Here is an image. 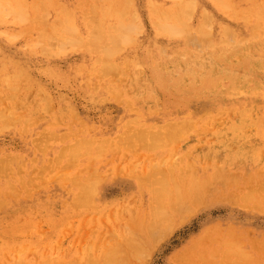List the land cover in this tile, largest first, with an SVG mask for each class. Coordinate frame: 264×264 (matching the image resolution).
<instances>
[{
    "label": "bare ground",
    "instance_id": "obj_1",
    "mask_svg": "<svg viewBox=\"0 0 264 264\" xmlns=\"http://www.w3.org/2000/svg\"><path fill=\"white\" fill-rule=\"evenodd\" d=\"M192 33L206 49L203 59L197 60L196 54L186 49ZM62 60L65 68L59 66ZM51 81L72 83L96 105L108 102L116 107L119 133H95V125L85 117H79L78 122L69 120L73 108L67 105L65 93L51 90ZM262 98L264 0H0V132L28 135L25 130L37 127L29 144L52 152L45 169L65 153L68 160L61 167L67 165L68 169V164L74 167L80 159L98 158L117 150V145H123L122 150L137 143L157 146L162 135L171 139L183 129L194 128L201 109L208 113L229 103L242 107L250 99ZM7 102L11 104L5 108ZM53 102L60 107L53 109ZM62 115H67L66 119ZM150 115H162L163 125H146ZM104 118L105 123L113 124L109 117ZM139 121L142 128L135 129ZM28 136L19 137L29 140ZM59 142L65 143L64 149L57 153L48 149ZM190 146L179 150L180 165L173 162L172 168L129 170L132 174L125 170L128 175H123L133 177L131 187L143 198L127 222L125 240H117L118 235L115 244L108 247L105 242L108 249L103 247L105 251L97 255L92 251L94 256L89 259L79 250L86 259L80 263L79 251L75 261L48 257L51 262H44L143 264L175 225L205 205L224 201L231 210L225 222L207 221L170 255V263L264 264V229L258 226L264 219V175L232 176L235 187L220 197L211 187L229 184L231 172H225L223 162L230 158L217 157L213 164H205L197 157L206 156L190 154ZM2 148L0 207L4 202H23L33 187L36 190L25 171L29 170V152ZM77 175H85L86 181L77 177L76 188L70 193L63 190L64 174L62 178L55 175L59 193H65L73 205L86 202L106 177L88 173L83 167ZM29 186L33 187L26 189ZM236 211L241 213L239 219ZM43 259L37 263L43 264Z\"/></svg>",
    "mask_w": 264,
    "mask_h": 264
},
{
    "label": "rangeland",
    "instance_id": "obj_2",
    "mask_svg": "<svg viewBox=\"0 0 264 264\" xmlns=\"http://www.w3.org/2000/svg\"><path fill=\"white\" fill-rule=\"evenodd\" d=\"M184 41L186 40H182V42ZM199 42V38L192 33L188 35V40L185 43L186 49L190 53H195L197 60L203 59L206 53V49L201 48L202 44ZM59 66L65 68L66 61H60ZM50 88L53 92L65 93L66 103H70L67 105L73 108V113L68 115L69 120L78 122L79 117L80 119L85 117L95 125V133L97 130L102 135L111 134L115 136L119 133L118 110L110 103L105 102L101 106L96 105L88 95L80 94L72 83L64 85L59 81H51ZM10 102L5 103L4 107H8L11 104ZM244 103L246 104L242 107H239L237 103H229L227 107L221 110L218 108L219 110L216 109V111L208 113L201 109L200 112L202 113L199 115L197 123L194 124V128L183 129L171 139L169 138L170 136L162 135L158 138L160 143L157 146L151 147L145 144L141 146V144L137 143L138 145L134 146V144L132 149H128L129 146L126 150H122L125 149L123 145H119L120 148L117 145V150L114 148L112 152H106L95 159H80L77 163H74V167H70V164H68V169L67 165H65L66 168L64 166L63 168L61 167L63 162L68 160L67 153L62 156L61 152V159L54 162L52 166L44 168L46 162L53 157V154L51 151L44 152L41 151L43 149L39 150V148L37 150V147H33V143L29 144V141L33 140L34 134L38 132L37 127L25 130L29 136L24 133L17 135L8 130L0 132V150L3 149L2 146H5L13 151L24 149L29 152V170L25 171L32 177L33 184L36 187L39 185V188L35 187L36 190L31 186L33 187V193L25 198L23 202H4L1 205L2 207H0V264H21L23 263L22 260L26 261L24 264H39L40 259L46 258L45 260L43 259L42 262H44L49 260L48 257L54 259V261H60V259H73L75 261V256H79L80 251H82L81 254L84 253L85 257L80 254L81 257H77L80 260L77 262L76 259V262L80 263L81 260H86L84 258H92L94 254L97 255L105 251L108 249L107 246L111 247L116 243L115 239L118 238V235L119 239L117 240H125V233L128 232H126L127 222L131 214L141 204L143 198L137 188L131 187L133 177L124 176L123 174L125 173L126 175L127 171L130 174L131 170L134 172L133 169L137 173V170L143 172V170L146 171L151 167L153 169L172 168L173 162L176 165L180 162L181 156L179 154L181 151L179 150L188 145H191L188 150L190 154L206 156L197 157L205 164H213L217 161V157L218 159L230 158L228 161L223 162L225 172L228 171L227 174L231 172L227 175L228 182L226 183L229 184H225L226 188L224 185H217L218 183L213 185L211 190L215 195L222 197L229 188L235 187L236 180L234 182L231 178L235 179V177L232 176L237 175L236 179L246 177V174L249 175V173H259V175L263 176L264 98L260 100L250 99ZM16 107L21 108L18 105ZM56 107L59 108L60 103L53 102L52 108L55 109ZM208 109L213 110V108ZM62 116L64 117L63 119L67 117V115ZM151 116L146 117V125L154 123H159L158 126L163 125L161 122L162 115ZM104 117H109V122L114 121L113 124L105 123ZM103 124H107L111 130L109 131V128L104 127ZM134 128H142L140 121L136 123ZM71 131H74V129ZM31 132L33 133L32 136H30ZM19 136H28L29 140L22 139ZM80 136H84V134L81 133ZM64 146V142H59L48 149L53 148V152L57 153L64 149ZM134 147L136 148L134 149ZM79 167L87 168L88 173H102L106 177L104 180H102L103 178L100 179L99 185L96 184L95 186L97 192L92 194L86 202L73 205L70 203V198L64 195L76 188L74 184L77 183L76 180L79 177L77 175ZM60 170L63 171L61 172ZM65 170L67 174L69 173L68 175ZM111 171H114V173H111ZM107 172H110V174L107 175ZM63 174V187L67 190L62 187L65 191L62 196L59 193V180H55V175L58 176L57 178H62ZM114 174H116L115 177L112 176ZM69 175L71 177L76 175L74 177L76 179L74 180L72 177L73 181ZM103 175L99 176L103 177ZM53 176L55 177L53 178ZM83 176L79 177L81 182L86 181ZM75 181L76 183H74ZM31 187L29 186L26 189H31ZM49 196L52 198H49ZM230 211L224 201H218V203L215 201L205 205V207L203 206L187 221L175 225L174 230L168 233L170 235L168 236L167 234L164 239L156 244L150 253V258L148 257V261L144 259L143 264H174L170 263V255L181 249L187 243L188 238L195 236L207 221L219 220L225 222L230 215ZM240 215L241 213L238 211L235 212L237 219L240 218ZM258 224L260 229H264V219H260ZM120 236L122 237L120 238ZM105 242L107 246H104ZM109 243L113 244L110 245ZM103 247H105V250ZM92 251L96 253L93 252L94 254H92ZM86 252L90 254V257ZM37 260L39 261L38 263ZM49 262L51 261L49 260ZM46 263L44 262L43 264Z\"/></svg>",
    "mask_w": 264,
    "mask_h": 264
}]
</instances>
